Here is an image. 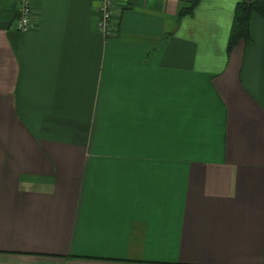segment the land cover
Masks as SVG:
<instances>
[{"label": "crops", "instance_id": "crops-1", "mask_svg": "<svg viewBox=\"0 0 264 264\" xmlns=\"http://www.w3.org/2000/svg\"><path fill=\"white\" fill-rule=\"evenodd\" d=\"M189 1L0 0V264H264V18Z\"/></svg>", "mask_w": 264, "mask_h": 264}, {"label": "trees", "instance_id": "trees-1", "mask_svg": "<svg viewBox=\"0 0 264 264\" xmlns=\"http://www.w3.org/2000/svg\"><path fill=\"white\" fill-rule=\"evenodd\" d=\"M200 1L190 0V6L181 11L180 20L185 16H193ZM255 15L264 18V0H239L227 47L228 57L240 43L250 44L252 41L251 23Z\"/></svg>", "mask_w": 264, "mask_h": 264}, {"label": "built area", "instance_id": "built-area-1", "mask_svg": "<svg viewBox=\"0 0 264 264\" xmlns=\"http://www.w3.org/2000/svg\"><path fill=\"white\" fill-rule=\"evenodd\" d=\"M34 0H16L17 18L15 30L19 32H27L32 25ZM101 2V30L106 37L112 35V17L116 0H100Z\"/></svg>", "mask_w": 264, "mask_h": 264}]
</instances>
